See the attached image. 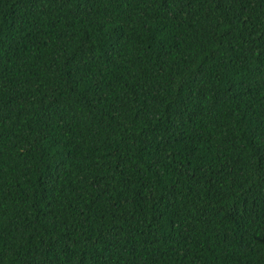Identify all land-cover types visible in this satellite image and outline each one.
<instances>
[{
    "label": "trees",
    "instance_id": "obj_1",
    "mask_svg": "<svg viewBox=\"0 0 264 264\" xmlns=\"http://www.w3.org/2000/svg\"><path fill=\"white\" fill-rule=\"evenodd\" d=\"M0 264H264V0H0Z\"/></svg>",
    "mask_w": 264,
    "mask_h": 264
}]
</instances>
